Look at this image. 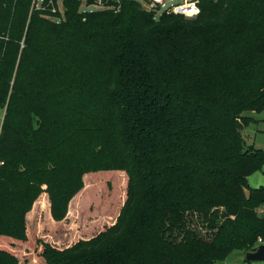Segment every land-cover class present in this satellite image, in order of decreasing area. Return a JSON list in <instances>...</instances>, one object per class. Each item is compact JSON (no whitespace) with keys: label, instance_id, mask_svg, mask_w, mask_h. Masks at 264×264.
<instances>
[{"label":"trees","instance_id":"obj_1","mask_svg":"<svg viewBox=\"0 0 264 264\" xmlns=\"http://www.w3.org/2000/svg\"><path fill=\"white\" fill-rule=\"evenodd\" d=\"M77 2L51 20L0 0V239L28 241L41 194L61 222L84 174L120 170L128 198L107 226L41 241L30 264H218L264 244V186L248 185L264 151L240 132L264 110V0H201L192 19ZM39 152L50 164L18 159ZM0 264L20 259L0 245Z\"/></svg>","mask_w":264,"mask_h":264},{"label":"rangeland","instance_id":"obj_2","mask_svg":"<svg viewBox=\"0 0 264 264\" xmlns=\"http://www.w3.org/2000/svg\"><path fill=\"white\" fill-rule=\"evenodd\" d=\"M42 1L43 0H40L38 4H36V9L39 10L40 13H43L44 17L51 20L65 18L66 8L64 0H55L56 2H53L54 0H49L48 3L52 5L50 10H47L46 7L47 0L45 4ZM77 1V9L81 12L82 9L88 8L84 0ZM138 1L141 3L144 2L146 6L145 0ZM177 2L178 1H167L166 7ZM166 7H162L159 11L157 10L156 15H160ZM151 10H153V7ZM185 17L192 19L196 16ZM4 114L5 109L0 106V131ZM247 114L252 116L254 120L240 132L245 138L247 146L253 145L264 151V110L260 112L250 111ZM51 154L52 152H39L26 156L19 155L18 159L20 161L27 160L26 164L29 168L37 169L47 165L49 162V155ZM109 172L112 173H109L105 179L98 173L84 174V187L78 192V194L82 195L78 199L72 201L67 218L61 222H55L51 219L48 211V195L46 193L41 194L34 202L31 210L27 213V229L30 235L28 241L15 245L12 239L4 236L0 239V245L17 254L20 259V264H30L34 255L31 250L35 249L36 257V253L42 248L43 241L67 247L80 239H89L93 237L107 226L108 220L116 216L114 213L117 209L118 213L120 212L128 198L129 176L125 171L118 170ZM102 179L104 184L99 183ZM248 185L249 187L264 186V167L248 177ZM102 187L105 189L104 193L103 190H101ZM109 201H111V204H108ZM45 202L47 203L46 206ZM256 210L259 214H262L264 212V204L257 207ZM34 236L38 241L34 240ZM218 264H264V261H248L245 259L244 252L236 250Z\"/></svg>","mask_w":264,"mask_h":264},{"label":"built area","instance_id":"obj_3","mask_svg":"<svg viewBox=\"0 0 264 264\" xmlns=\"http://www.w3.org/2000/svg\"><path fill=\"white\" fill-rule=\"evenodd\" d=\"M40 0H36V4H38ZM123 0H84V3L88 8L82 9V12H89L94 10H104V9H112L115 11H119L122 6ZM144 1V0H143ZM146 6L144 2L142 5L151 10L153 9H161L162 7H166L167 1H178L177 3H172L169 7H166L165 10H170L174 13L183 14L185 16L195 17L200 13L201 10V0H145ZM43 3L45 0L42 1ZM152 6V7H151ZM91 8V9H90ZM60 20V19H58Z\"/></svg>","mask_w":264,"mask_h":264},{"label":"water","instance_id":"obj_4","mask_svg":"<svg viewBox=\"0 0 264 264\" xmlns=\"http://www.w3.org/2000/svg\"><path fill=\"white\" fill-rule=\"evenodd\" d=\"M248 261H264V244H261L245 253Z\"/></svg>","mask_w":264,"mask_h":264}]
</instances>
